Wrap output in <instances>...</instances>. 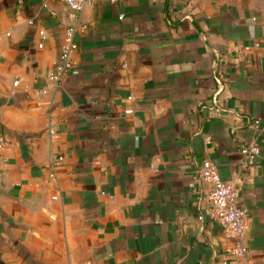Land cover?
<instances>
[{
    "label": "crops",
    "instance_id": "crops-1",
    "mask_svg": "<svg viewBox=\"0 0 264 264\" xmlns=\"http://www.w3.org/2000/svg\"><path fill=\"white\" fill-rule=\"evenodd\" d=\"M90 1L0 0V264H223L206 161L264 264V0Z\"/></svg>",
    "mask_w": 264,
    "mask_h": 264
},
{
    "label": "built area",
    "instance_id": "built-area-1",
    "mask_svg": "<svg viewBox=\"0 0 264 264\" xmlns=\"http://www.w3.org/2000/svg\"><path fill=\"white\" fill-rule=\"evenodd\" d=\"M57 1L65 4L77 15H81L91 2L90 0ZM40 36L44 39L46 37L45 32H40ZM74 37V29L66 32L61 46L60 57L55 65L54 72L50 76V81H59L67 77L74 70L71 61V56L77 49ZM39 48H43V44H40ZM14 86H18V82H15ZM51 134L54 135V132H51ZM9 146L10 142L3 136H0V150L8 148ZM242 154L248 160H254L260 156L261 151L257 143H251L243 148ZM60 161H63V158H60ZM200 176L203 182L212 187L206 198L209 208L206 210L205 215L214 223L218 224L234 240L233 248L228 251V257L223 264H253L248 258V248L245 244L249 212L239 205L240 194L237 189V181H222L218 167L210 161L203 163ZM202 218L201 216L200 219Z\"/></svg>",
    "mask_w": 264,
    "mask_h": 264
}]
</instances>
